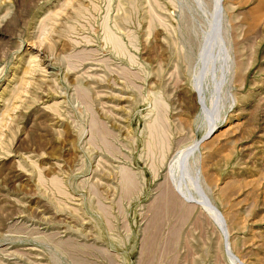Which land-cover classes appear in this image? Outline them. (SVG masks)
<instances>
[{"label":"rangeland","instance_id":"rangeland-1","mask_svg":"<svg viewBox=\"0 0 264 264\" xmlns=\"http://www.w3.org/2000/svg\"><path fill=\"white\" fill-rule=\"evenodd\" d=\"M0 264H264V0H0Z\"/></svg>","mask_w":264,"mask_h":264},{"label":"bare ground","instance_id":"bare-ground-1","mask_svg":"<svg viewBox=\"0 0 264 264\" xmlns=\"http://www.w3.org/2000/svg\"><path fill=\"white\" fill-rule=\"evenodd\" d=\"M108 35V34H107ZM107 38H108V36H107ZM113 38V37H112ZM112 38H111V40H112ZM113 41V40H112ZM115 44V43H114ZM116 45V44H115ZM116 46H118V45H116ZM153 127V126H152ZM216 132V126L215 127H213V128H211V129H209V131L207 132V134H206V137L205 138H208V137H211V136H213V134ZM165 135V134H164ZM161 137V136H160ZM169 140V139H168ZM149 143V142H148ZM163 146V145H162ZM189 148V147H188ZM163 149V148H162ZM168 150H169V148H168Z\"/></svg>","mask_w":264,"mask_h":264},{"label":"water","instance_id":"water-1","mask_svg":"<svg viewBox=\"0 0 264 264\" xmlns=\"http://www.w3.org/2000/svg\"><path fill=\"white\" fill-rule=\"evenodd\" d=\"M202 92H203V90H202V88H200V95H202V94H203Z\"/></svg>","mask_w":264,"mask_h":264}]
</instances>
